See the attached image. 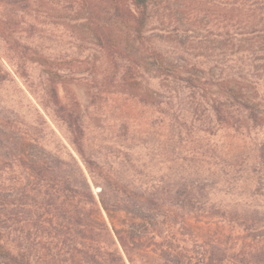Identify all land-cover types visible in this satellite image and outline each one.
<instances>
[{"label":"rangeland","instance_id":"obj_1","mask_svg":"<svg viewBox=\"0 0 264 264\" xmlns=\"http://www.w3.org/2000/svg\"><path fill=\"white\" fill-rule=\"evenodd\" d=\"M81 1L0 0V76L6 78L0 81V123L17 124L47 151H70L79 159L67 124L55 116L46 96L47 80L54 76L62 104L81 116L87 155L105 171L137 187L160 190L176 173L197 172L209 177L206 184L217 204H264V198L252 196L257 189L264 192V127L248 126V113L235 109L225 111L227 122L220 121L212 109L217 90L201 89L205 78L201 88H189L181 79L185 74H179L196 65L195 77L207 75L213 81L217 56L206 66L207 58L191 45L213 49L220 41L240 45L243 37L253 38L246 42L249 53L239 55L232 67L236 80L247 87L244 99L264 116V25L245 37L242 27L201 9L188 39L176 19L169 21L180 17L175 5L184 0H171L173 7L163 0L151 7L153 21L143 41H136L114 25L112 13L84 9ZM219 1L200 0L211 8ZM99 21L114 26L119 44L145 60L135 74L141 81L138 88L124 84L129 62L98 45L94 28ZM236 119L242 124L239 131ZM7 136L0 133V184L17 188L28 178L8 161L12 150Z\"/></svg>","mask_w":264,"mask_h":264},{"label":"trees","instance_id":"obj_2","mask_svg":"<svg viewBox=\"0 0 264 264\" xmlns=\"http://www.w3.org/2000/svg\"><path fill=\"white\" fill-rule=\"evenodd\" d=\"M158 1L163 0H82L81 6L97 14L101 8L107 10L114 25L143 41L153 21L151 7ZM175 8L180 17L169 21L176 19L188 39L201 9L225 24L242 27L245 37L264 25V0H221L213 8L200 0H184ZM115 32L114 26L95 24L100 48L129 62L124 84L138 88L141 81L135 74L145 60L123 48ZM252 39L243 37L240 45L220 41L213 49L191 45L207 58L206 66L213 62L211 56H217L213 81L207 75L195 77L196 65L179 74H185L181 79L189 88H201L205 78L201 89L217 90L212 109L220 121L227 122L225 111L235 109L248 113V126L263 128L264 116L244 99L247 87L236 80L232 67L239 55L249 53L246 42ZM152 55L164 58L157 51ZM5 79L0 76V81ZM46 96L55 116L67 124L70 144L80 158L70 151L64 155L47 151L17 124L0 123V133L9 135L10 165L25 170L28 178L17 188L0 184V264H264V204H217L206 184L209 177L197 172L174 174L162 190L126 183L87 155L81 116L62 104L54 76L47 80ZM234 123L239 131L240 120ZM252 196L264 198V192L257 189Z\"/></svg>","mask_w":264,"mask_h":264}]
</instances>
